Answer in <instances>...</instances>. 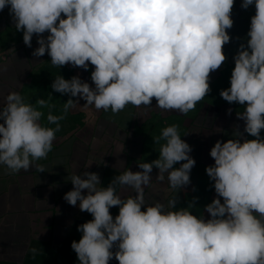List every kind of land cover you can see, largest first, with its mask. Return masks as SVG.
<instances>
[{"label":"clouds","instance_id":"1","mask_svg":"<svg viewBox=\"0 0 264 264\" xmlns=\"http://www.w3.org/2000/svg\"><path fill=\"white\" fill-rule=\"evenodd\" d=\"M235 0H0L23 43L39 45L32 56L45 53L56 67L71 65L88 70L94 66L92 85L79 75L55 77L53 91L70 98L64 112L76 108L79 99L87 109L121 112L127 105L151 106L188 114L210 89V74L226 62L223 48L231 40ZM255 8L246 43L233 57L230 87L220 91L229 104L244 111V132L254 139L217 140L210 150L214 165L205 171L213 181L216 197L205 206L209 219L177 208L178 197L168 208L147 205L145 187L152 180L172 189L190 184L196 161L191 146L181 139L176 125L167 126L155 143L159 158L138 164L142 171L126 170L106 188L99 173L73 175V189L63 199L87 212L92 220L78 226L79 241L71 243L79 264H264V0H242L241 7ZM48 33L45 37L44 34ZM239 39V38H238ZM0 67V72L6 71ZM76 97L78 99H72ZM44 106L46 101H37ZM230 115L232 109L227 110ZM43 113L11 92L0 106V165L10 173L28 171L52 151L63 116ZM183 162V163H180ZM180 163L179 167L174 165ZM90 166V165H89ZM36 171L44 172L40 164ZM131 187L135 195L122 199L115 185ZM86 193V194H85ZM222 198V199H221ZM198 199V198H193ZM119 208L115 218L110 208ZM144 209V210H142ZM116 248L113 252L112 249ZM35 252V249H33Z\"/></svg>","mask_w":264,"mask_h":264},{"label":"crops","instance_id":"2","mask_svg":"<svg viewBox=\"0 0 264 264\" xmlns=\"http://www.w3.org/2000/svg\"><path fill=\"white\" fill-rule=\"evenodd\" d=\"M241 3L242 0H235L232 10L234 24L227 30L231 40L223 48L228 59L221 68L234 67L233 57L239 45L247 40L255 8L253 5L245 10ZM47 35L46 32L44 36ZM22 37L23 33L15 30L9 9L6 7L0 11V67L7 69L0 72V106L9 93L18 92L26 103L42 113L44 107L37 103L40 99L47 101L52 108L57 107L60 93L53 91L51 84L59 75L65 79L79 75L82 81L92 85L90 75L94 66L89 65L87 71L71 65L53 66L47 53L39 58L32 56L39 46L35 35L31 48L25 46ZM64 103L59 104L64 108ZM79 103L83 106L86 101L79 99ZM81 106L78 105V112L82 127L59 142H53L47 158L36 161L28 171L20 170L14 174L0 165V264H79L71 243L78 242L82 236L78 226L93 217L63 199L65 193L73 189L71 177L83 175L85 170L97 172L101 180L98 187L106 188L126 170L142 171L138 164L148 162L140 138L141 118L146 110L129 104L114 114L111 110L97 111L94 106L87 109ZM229 108L232 109L230 115ZM229 108L200 113L187 128L181 127V139L191 146L190 156L196 161L190 172L191 182L183 189H172L167 174L164 181H158L159 170L153 168L152 180L144 190L147 205L160 202L165 205V211L175 210L168 208V202L178 197L176 207L185 208L205 186L209 189L207 204L212 202L216 197L214 182L205 171L207 166L214 165L210 150L217 140L226 142L238 138V132L243 138L245 134L244 121L236 115L244 108ZM40 122L45 126L43 116ZM180 163L174 167H179ZM35 164L42 165L45 171L38 173ZM115 187L122 199L135 195L131 187L119 184ZM192 203L196 206L194 201ZM118 212V206L110 208L114 218ZM112 251L115 252L116 248ZM109 264H118V261L113 258Z\"/></svg>","mask_w":264,"mask_h":264},{"label":"rangeland","instance_id":"3","mask_svg":"<svg viewBox=\"0 0 264 264\" xmlns=\"http://www.w3.org/2000/svg\"><path fill=\"white\" fill-rule=\"evenodd\" d=\"M234 67H222L210 74V89L208 95L197 103L194 110H191L188 114H182L177 111H164L156 107V100L153 99L151 106H141L140 108L145 111V116L141 118L143 128L141 132V140L143 141V149L145 152V159L148 162H152L159 158V151L161 145L165 141L161 140L159 143H155L156 138L161 136L162 130L171 125H176L178 133L181 135L182 128H187L200 113L215 110L222 111L229 107L240 108L243 107L239 104H229L224 101L220 96V91L230 87V76ZM73 99V98H72ZM68 99L63 95L58 94L57 107L52 108L48 106L47 101L43 106V118L46 127L55 128V124H49L47 121V115L51 113L55 116H63L64 119L59 121L60 130L56 133V139L54 142H59L70 133H75L82 127L80 120L78 106L74 109L69 110L67 113L64 112V108L59 103L66 102ZM182 127V128H181ZM261 137L264 138V129L261 130ZM246 139H254V137L244 134ZM209 189L203 187L198 192L195 202L196 206L189 209L194 215L198 217L210 218V215L205 211V206L208 203ZM204 205V207H203Z\"/></svg>","mask_w":264,"mask_h":264}]
</instances>
